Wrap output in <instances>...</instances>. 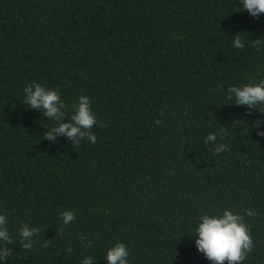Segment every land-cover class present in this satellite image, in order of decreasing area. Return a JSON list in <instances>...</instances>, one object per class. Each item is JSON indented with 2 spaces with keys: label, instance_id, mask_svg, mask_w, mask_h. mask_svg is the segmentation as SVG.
I'll return each mask as SVG.
<instances>
[{
  "label": "trees",
  "instance_id": "obj_1",
  "mask_svg": "<svg viewBox=\"0 0 264 264\" xmlns=\"http://www.w3.org/2000/svg\"><path fill=\"white\" fill-rule=\"evenodd\" d=\"M261 78L264 14L238 0H0L6 264H106L114 242L129 264H211L193 226L226 207L256 213L244 217L253 244L243 264H264V113L226 97ZM32 82L57 90L68 115L87 96L96 142L47 140L53 122L24 103ZM209 133L227 151L214 153ZM63 211L75 215L67 225ZM22 223L40 229L29 250Z\"/></svg>",
  "mask_w": 264,
  "mask_h": 264
},
{
  "label": "clouds",
  "instance_id": "obj_2",
  "mask_svg": "<svg viewBox=\"0 0 264 264\" xmlns=\"http://www.w3.org/2000/svg\"><path fill=\"white\" fill-rule=\"evenodd\" d=\"M240 7L247 13L256 18L259 14H264V0H238ZM232 46L240 49L244 47L240 38L233 36ZM24 103L29 109H35L44 118L53 122V127L45 132L46 139L55 141L56 137L63 136L73 143L79 144L81 140L95 143L96 136L91 132L94 125H98L97 118L92 110L91 101L87 96L81 95L72 106V112L67 114V106L61 99L59 92L49 89L43 85L32 82L23 88ZM226 97L233 101V104L247 109H257L264 113V78L240 86L230 85L226 90ZM67 114V120H63ZM256 126L261 122L257 120ZM222 134L225 130H221ZM257 135L264 136V131H257ZM205 144L211 143L213 151L219 154L227 151L228 145L217 143V134L209 133L205 136ZM256 213L250 209H244L243 215L231 207L222 210H210L202 213L193 226L194 247L211 264H243L247 254L252 251V238L248 224L244 217H254ZM62 223L67 225L75 219L72 211L60 213ZM40 229L22 223L16 229V236L19 238L21 246L25 250L33 247L34 238ZM190 235V236H192ZM13 244V236L8 226V216L0 212V264H6L11 251L5 245ZM47 247V243L42 245ZM65 251L71 254L72 249L66 248ZM130 252L122 242H114L106 248L103 260L106 264H129ZM80 264H94L91 256H85Z\"/></svg>",
  "mask_w": 264,
  "mask_h": 264
}]
</instances>
